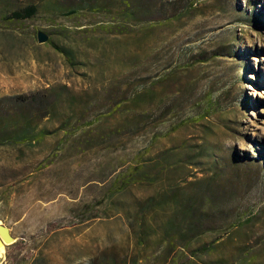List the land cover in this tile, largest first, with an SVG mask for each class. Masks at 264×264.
Instances as JSON below:
<instances>
[{"label": "rangeland", "instance_id": "rangeland-1", "mask_svg": "<svg viewBox=\"0 0 264 264\" xmlns=\"http://www.w3.org/2000/svg\"><path fill=\"white\" fill-rule=\"evenodd\" d=\"M21 129L45 133L0 145L2 264H264V0H0V137ZM178 186L187 249L173 204L135 217Z\"/></svg>", "mask_w": 264, "mask_h": 264}, {"label": "trees", "instance_id": "trees-1", "mask_svg": "<svg viewBox=\"0 0 264 264\" xmlns=\"http://www.w3.org/2000/svg\"><path fill=\"white\" fill-rule=\"evenodd\" d=\"M37 6L35 4H30L27 5L21 9L18 10H12L8 12V15L3 17L4 20L8 21V22H20V21H24L27 19L32 18L36 13H37ZM74 11H69L67 12L68 15L74 14ZM2 19V18H1ZM50 44L52 45V47L59 51L60 53H62L63 55H66V53L62 50V48H60L59 46H57L56 44H54L53 42H50ZM218 57H221V55L219 53H211L208 57L204 58L203 55H200L199 58H204L203 60L206 61L207 59H217ZM201 61V60H199ZM172 75L171 72L166 73L164 75V77H168ZM153 86V85H152ZM151 86V88H152ZM20 102L22 104H27V103H37V94H29L27 96H22L20 97ZM169 104H166V108L169 109ZM216 107V101L214 100V97L212 96V94L210 93H206L205 95L202 96V98H200V100L198 101V103L195 104V121L197 123L206 121L207 119L211 116L213 110H215ZM207 127V126H206ZM35 131L33 132H29L27 130L21 129V130H17L16 132V136H7L6 138H1L0 140V145H4V144H9V145H19V144H24V143H32L34 141H38V140H42L44 138V131H40L37 132L36 136L34 135ZM138 170V168L136 170H134V172L131 174L129 172L130 175H124L122 177V181L120 183V185L118 186V189L116 192L120 191L121 189H124L125 187H127L130 184V180L129 177L136 173V171ZM120 177L118 176L115 180L116 183H118V181H120ZM182 189L180 188V186L177 187L176 190H174L172 193H170L168 195L167 198H163V197H158L161 198V200H152V199H148L146 201H144V203H141L138 208L136 209L135 212V217L139 218L142 223L140 225V228L142 230V234L145 235L148 231H152V227L151 225H149V223L152 222V220H154L156 218V211L158 210V208H161L162 205H172L175 207V211L173 215H169L166 216V223H165V227H167V233L168 234H175V236H172L173 238H171L168 242V245L172 247V242H174L175 240H179V242L183 245L182 247H185L186 249L188 248V242L185 241L187 239L186 233L184 230H181L178 232V229L181 228L180 226H175L174 221L176 218H180V223H184V221L186 220L187 216H190L192 213L193 208L188 206V199L183 195ZM195 226V224L191 225V227L187 226V233L188 230L192 231V227ZM234 227V225H230V228ZM175 231V232H173ZM191 231H189L191 233ZM202 232V231H201ZM177 235V236H176ZM141 239L140 241H143V236H140ZM212 247V244H209L207 246H201L195 250L190 251V253L195 256L198 253H205L207 252L210 248ZM180 260V261H179ZM178 261L175 262H171L170 264H188L187 262L182 261L181 259H179Z\"/></svg>", "mask_w": 264, "mask_h": 264}, {"label": "water", "instance_id": "water-1", "mask_svg": "<svg viewBox=\"0 0 264 264\" xmlns=\"http://www.w3.org/2000/svg\"><path fill=\"white\" fill-rule=\"evenodd\" d=\"M37 40H38L39 43H42V44L43 43H49V37H48V35L46 33L42 32V31H40V32L37 33ZM4 228H2V230H1L2 235L4 236V238L6 240L13 239L12 236H11V234H10V232H9V230L7 228L6 229H4ZM0 243H2L1 240H0Z\"/></svg>", "mask_w": 264, "mask_h": 264}, {"label": "bare ground", "instance_id": "bare-ground-1", "mask_svg": "<svg viewBox=\"0 0 264 264\" xmlns=\"http://www.w3.org/2000/svg\"><path fill=\"white\" fill-rule=\"evenodd\" d=\"M2 228H3V227L0 226V240H1V242H2V243H0V248H1L2 246H4L5 244H9V243H11V242L13 241V239L6 240V239L4 238V236L2 235V232H1ZM4 229H5V228H4ZM4 242H5V243H4Z\"/></svg>", "mask_w": 264, "mask_h": 264}, {"label": "crops", "instance_id": "crops-1", "mask_svg": "<svg viewBox=\"0 0 264 264\" xmlns=\"http://www.w3.org/2000/svg\"><path fill=\"white\" fill-rule=\"evenodd\" d=\"M7 245H9V244H7ZM4 256V255H3ZM3 257H0V259H2ZM0 264H2V261L0 260Z\"/></svg>", "mask_w": 264, "mask_h": 264}]
</instances>
